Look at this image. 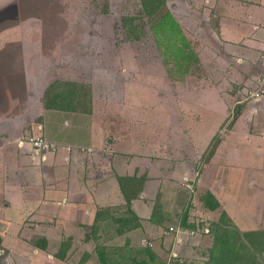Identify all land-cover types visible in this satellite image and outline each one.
Masks as SVG:
<instances>
[{
  "label": "rangeland",
  "instance_id": "obj_1",
  "mask_svg": "<svg viewBox=\"0 0 264 264\" xmlns=\"http://www.w3.org/2000/svg\"><path fill=\"white\" fill-rule=\"evenodd\" d=\"M212 3L216 4L167 0L199 54V61L192 59L177 65L168 61L171 56L165 55L159 46L141 0H0V114L28 107V88H38L45 105L46 88L55 80L64 82L61 87H65L67 81L87 87L89 97L82 96L77 104L90 110L98 108L103 118L111 121L110 206H124L126 198L118 176H141L140 168L143 171L151 167L150 162L165 163L169 157L171 161V154L178 150L174 145L179 144V140L186 158L174 161L175 164L190 160L191 164L200 166L209 158L210 148L203 152L204 147L199 144L194 146L199 148L194 158L187 157L188 150L193 155V142L188 136L186 121H196L200 116L184 110L192 107L189 102H200L205 97L204 91L209 89L219 95L228 81L229 91L235 97L242 94L240 89L245 84L235 82L233 77L241 75L238 71L242 72L243 68L226 65L228 59L223 60L220 46L210 40L212 36L205 21L201 16V20L198 19L200 11L203 14ZM131 15L137 17L136 23L143 25L137 32L140 38L127 35L123 18ZM248 72L254 71L251 68ZM248 72L246 70L247 75ZM177 74L178 78L172 76ZM216 115L218 118L214 116L212 127L218 123L219 115ZM222 129L224 126L218 128L217 135ZM210 159L213 166L215 157ZM225 161L230 165V173L226 177L221 175L223 186L219 185L215 170L201 169L200 172L198 167H192L191 173L184 177L160 175L164 178L153 206L155 208L159 202L164 204L169 220L146 235L141 234L139 228L136 240L128 236L127 230L124 234L115 230L108 232L109 238L104 230L96 240H87L81 245L68 234L72 232L69 226L57 227L63 235L55 233L53 239L35 234L29 240L32 247L38 246V240L45 242L46 253L65 252L69 264H79L88 258L102 264L96 250L101 244L99 241L120 251L149 242L156 248L162 237L160 252L156 251L168 264H207L214 235L210 229L224 210L241 230L264 227V157H227ZM211 187L223 189L224 195L230 197L224 199L217 194L221 205L215 209L209 208L203 198L208 190L213 191ZM191 193L194 201L191 199L184 205ZM186 208L190 215L188 220L195 223L194 227L178 223ZM85 238L88 239L87 234ZM128 238L129 244L125 245ZM3 243L0 264L17 263L12 259L15 257L10 256V248ZM171 246L174 251L169 256Z\"/></svg>",
  "mask_w": 264,
  "mask_h": 264
},
{
  "label": "crops",
  "instance_id": "obj_2",
  "mask_svg": "<svg viewBox=\"0 0 264 264\" xmlns=\"http://www.w3.org/2000/svg\"><path fill=\"white\" fill-rule=\"evenodd\" d=\"M196 1L217 4V7L209 4L210 8L203 14L200 11L198 19L202 17L205 21L204 25L212 36L210 40L220 46L223 60L228 59L226 65L243 68L242 72L238 71L241 75L233 77V80L243 82L245 86L236 98L229 91L228 81L224 86L226 89L221 88L219 95L210 89L205 90V97L200 102L192 101L188 103L192 107H185L184 110L192 115L200 114L196 121H186L189 123L188 136L193 142V155L187 151L189 159L199 151V148H194L195 144L203 145L204 152L213 143L218 128L224 126L204 164L193 165L190 160L175 164L174 161L186 158L179 140V144L174 145L178 150L176 155L171 154V161L169 157L165 163L158 161L154 164V159L153 164L150 162L151 167L143 171L140 168V173L147 179L139 198H133V208L141 217V226L128 230L127 234L135 240L139 228L141 234L146 235V232L157 231L169 220L168 209L164 206L163 213L155 221L151 219L153 199L164 178L160 175L184 177L191 173L192 167H198L200 172L201 169L205 172L215 170L219 185L223 186L225 182L221 175L226 177L230 173V165L225 161L227 157H264V93L258 98H246L249 85L258 88L259 81L261 86L264 79V0ZM251 68L252 74L248 72ZM39 94L38 88H28V107L0 114V242L10 248V256L17 262L14 264H69L65 252L46 253L39 245L32 247L29 238L45 234L48 239L49 236L53 239L55 233L63 235V231L56 230L57 227L69 226L73 232L68 233L70 237L82 245L87 240L94 241V235L110 228L107 226L111 221V121L107 122L98 108L46 107ZM236 107L238 113L234 111ZM216 114L219 115L218 123L212 127ZM40 134L55 141L57 148L35 149L29 139ZM211 157H215L213 166ZM211 189L220 198H230L224 195L223 189ZM192 197V193L188 194L184 205L191 199L194 201ZM100 210L101 214L96 219ZM184 210L181 217L186 216L190 222L188 208ZM93 225L98 231L94 232ZM162 241L161 237V242L153 248L159 251ZM149 244L153 245L152 242ZM173 248L171 246L169 256H172ZM87 249L92 252L91 247ZM3 251L1 246L0 253ZM55 257L58 259L53 261ZM93 259H83L79 264H98Z\"/></svg>",
  "mask_w": 264,
  "mask_h": 264
},
{
  "label": "trees",
  "instance_id": "obj_3",
  "mask_svg": "<svg viewBox=\"0 0 264 264\" xmlns=\"http://www.w3.org/2000/svg\"><path fill=\"white\" fill-rule=\"evenodd\" d=\"M141 3L143 12L148 17L150 27L159 46L165 55L171 56L168 61L177 65L191 62L192 59L199 61V54L195 46L186 35L175 14L168 7L167 0H141ZM136 18L135 15L123 18L124 27L130 38L141 37V34L137 32L142 30L143 25L136 23ZM172 76L175 78L179 77L178 74ZM63 85L64 82L55 80L46 88L44 95L46 107L64 109L74 107L82 110L90 108L77 104V100H82V96L89 97L87 87L84 88L82 84L72 81H67L65 87H61ZM235 113H238V110ZM218 139L219 135H215L209 154L214 150ZM118 177L122 191L125 194L126 204L121 207L111 206V221L107 226L110 228L107 233L115 230L119 234H124L126 230L141 226V217L133 208L132 200L143 189L147 176L119 175ZM203 198L204 203L209 208L215 209L221 205L219 198L211 190H208ZM163 206L164 204L160 202L157 204L151 215L152 220L155 221V218L160 216V213H163ZM100 214L101 210L97 212L96 219H98ZM181 223L188 227H194L193 225H195L194 222H187L186 216L184 218L181 217ZM94 226L96 227V225L92 226L94 232L98 231ZM213 226L210 229L214 233L213 243L209 247L207 264H264V227L241 230L231 215L225 210L221 213L218 221L214 222ZM107 235V238H109V233ZM94 237L97 239L99 235H94ZM104 242L99 241L101 244L96 247L102 264H168L165 258L160 256L149 244L131 247L128 250L121 248L122 250L119 251L116 248H111L109 244L102 245ZM126 242L125 245H128L129 239ZM36 244L42 247L46 246L45 242L40 240L36 241Z\"/></svg>",
  "mask_w": 264,
  "mask_h": 264
},
{
  "label": "built area",
  "instance_id": "obj_4",
  "mask_svg": "<svg viewBox=\"0 0 264 264\" xmlns=\"http://www.w3.org/2000/svg\"><path fill=\"white\" fill-rule=\"evenodd\" d=\"M263 93H264V79L262 80L260 87L255 88V89L247 88L246 98H248L250 96H254V97L258 98ZM30 141L33 144V146L35 147V149H37L39 151L54 149L57 147V143L55 141L50 140L48 137H46L43 134L31 136ZM191 232H194V230H192Z\"/></svg>",
  "mask_w": 264,
  "mask_h": 264
}]
</instances>
